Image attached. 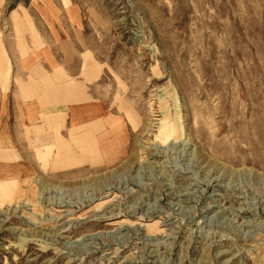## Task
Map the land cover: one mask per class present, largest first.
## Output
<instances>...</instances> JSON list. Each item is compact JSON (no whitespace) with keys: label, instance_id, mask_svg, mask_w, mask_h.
I'll list each match as a JSON object with an SVG mask.
<instances>
[{"label":"rangeland","instance_id":"rangeland-1","mask_svg":"<svg viewBox=\"0 0 264 264\" xmlns=\"http://www.w3.org/2000/svg\"><path fill=\"white\" fill-rule=\"evenodd\" d=\"M72 1L118 118L84 144L0 102V264H264V0ZM36 5L0 0V50Z\"/></svg>","mask_w":264,"mask_h":264},{"label":"crops","instance_id":"crops-1","mask_svg":"<svg viewBox=\"0 0 264 264\" xmlns=\"http://www.w3.org/2000/svg\"><path fill=\"white\" fill-rule=\"evenodd\" d=\"M25 16L10 17L14 30L19 23L27 27L19 26V41L0 50L4 131H13L16 121L15 131H69V138L85 131L78 135L84 144L109 131L117 107L99 97L105 68L93 56L81 7L72 0H38Z\"/></svg>","mask_w":264,"mask_h":264},{"label":"bare ground","instance_id":"bare-ground-1","mask_svg":"<svg viewBox=\"0 0 264 264\" xmlns=\"http://www.w3.org/2000/svg\"><path fill=\"white\" fill-rule=\"evenodd\" d=\"M40 132V131H39ZM38 132V133H39ZM37 133V134H38ZM39 147V146H38ZM4 149V151H7V152H4V153H12L9 149H8V147L6 146L5 148H3ZM37 158L40 160V154H38V156H37ZM9 160H12V158L11 157H9L8 158ZM60 158H58V159H56V160H59ZM69 161V160H68ZM8 162H12V161H8ZM58 162V161H57ZM52 163H54V162H52ZM53 165V164H52ZM6 176V181H5V183H10V182H12V181H14V179L12 178V176H14V174H7V175H5ZM4 178V177H3ZM8 178H10V179H8ZM4 182V181H3Z\"/></svg>","mask_w":264,"mask_h":264}]
</instances>
